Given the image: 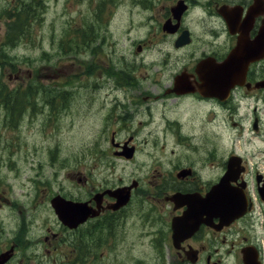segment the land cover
<instances>
[{
	"label": "flooded vegetation",
	"instance_id": "1",
	"mask_svg": "<svg viewBox=\"0 0 264 264\" xmlns=\"http://www.w3.org/2000/svg\"><path fill=\"white\" fill-rule=\"evenodd\" d=\"M79 3L80 191L24 204L35 186L14 194L0 175V264H264V0H66ZM71 89L19 109L57 128ZM56 195L83 220H60Z\"/></svg>",
	"mask_w": 264,
	"mask_h": 264
},
{
	"label": "rangeland",
	"instance_id": "2",
	"mask_svg": "<svg viewBox=\"0 0 264 264\" xmlns=\"http://www.w3.org/2000/svg\"><path fill=\"white\" fill-rule=\"evenodd\" d=\"M49 6L42 11L45 17L40 22L32 26V30L46 36V41L43 45L49 52L45 56L50 57L52 54L54 60L45 59L43 63L46 65L47 77H41L39 67L40 61L36 60L37 47L34 41H22L16 45V41H3V33L5 27L2 23V15L4 3L0 2V82L8 83L10 87L27 82L29 84L40 86V91L45 93L49 86H42L37 83V80L49 83L64 81L66 70H73L74 79L79 86L82 84L81 78V58L83 53V42L81 38L73 40V27L67 25L68 20L67 6L57 4L53 5L50 0ZM44 20V23H43ZM80 33L82 27L79 26ZM52 38L55 39V48L53 49ZM52 52V54L50 53ZM3 54V57L1 56ZM13 59V66L7 62L2 63V60ZM58 59L56 62L55 59ZM57 72L59 76L53 74ZM72 75V74H71ZM32 86V87H35ZM21 87H27L21 85ZM75 89V85H73ZM38 88V87H37ZM48 91V90H47ZM72 100L73 113L68 122L59 121L54 128L53 123L45 120L42 115H37L30 119L28 113L17 120L11 121V118H6V109H0V137L5 139L8 137L9 147H0V157L2 161L10 163V165L0 168L1 177L8 183L9 187L14 186V194L21 192V186L26 189L30 186H35L31 191L30 196L17 195L15 199L20 200L24 204L37 196L47 193H54L62 188H72L74 193L80 191V182L78 176L84 169L87 160L84 158L86 136L82 132L85 121L82 115L81 90H74ZM23 95L19 98H26L28 94L34 97L38 93L37 89H23ZM21 116V115H20ZM66 125L71 126V132H64ZM34 136L29 142H26L27 136ZM15 144L14 149L11 144ZM29 143V144H28ZM5 145V144H4ZM51 146V148H49ZM43 169L49 170L51 175L50 183H47ZM73 171L74 178L71 179L65 175L68 170ZM57 179L55 180V174ZM50 185V187H49ZM49 188L50 191H49ZM49 191V192H48ZM43 200V196L41 197ZM44 202H50L44 201Z\"/></svg>",
	"mask_w": 264,
	"mask_h": 264
},
{
	"label": "bare ground",
	"instance_id": "3",
	"mask_svg": "<svg viewBox=\"0 0 264 264\" xmlns=\"http://www.w3.org/2000/svg\"><path fill=\"white\" fill-rule=\"evenodd\" d=\"M108 4L112 5V6H118L117 2L114 1H107ZM124 11V9H123ZM120 13V12H119ZM13 16L20 21V23L25 26V27H32L31 25H35L36 23L40 22L42 17L40 15V8L33 4L30 1H22L18 8L16 9V11L13 13ZM11 30H15L14 28H11ZM47 53L45 52H39L37 53L36 59L39 60H45V59H51L54 60V56L55 54H52V56L50 57H46ZM3 57V54L1 55ZM58 59L60 58H56L54 62H56ZM38 89L40 88V86H37ZM45 88L42 87V90H44ZM46 90V89H45ZM47 93V91L45 92Z\"/></svg>",
	"mask_w": 264,
	"mask_h": 264
}]
</instances>
